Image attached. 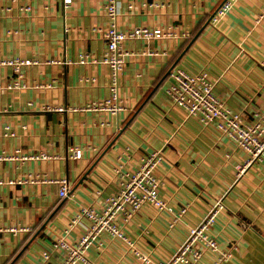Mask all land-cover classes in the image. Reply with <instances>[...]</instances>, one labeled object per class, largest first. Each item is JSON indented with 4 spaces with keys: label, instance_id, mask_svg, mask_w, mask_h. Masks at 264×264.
<instances>
[{
    "label": "crops",
    "instance_id": "crops-1",
    "mask_svg": "<svg viewBox=\"0 0 264 264\" xmlns=\"http://www.w3.org/2000/svg\"><path fill=\"white\" fill-rule=\"evenodd\" d=\"M106 1L0 0V61L35 62L20 79L0 66V264H62L66 251L54 244H77L91 226L81 212H101L152 152L163 156L155 174L172 210L145 205L130 221L119 216L125 239L102 232L77 264L167 262L219 200L211 234L231 255L221 264H264V163L236 176L248 155L168 96L176 67L204 71L246 123L264 113V0H233L218 24L211 18L227 0H119L121 31L172 36L124 43L118 100L104 61L114 22ZM108 100L123 110L85 109ZM216 259L206 252L199 264Z\"/></svg>",
    "mask_w": 264,
    "mask_h": 264
},
{
    "label": "built area",
    "instance_id": "built-area-1",
    "mask_svg": "<svg viewBox=\"0 0 264 264\" xmlns=\"http://www.w3.org/2000/svg\"><path fill=\"white\" fill-rule=\"evenodd\" d=\"M232 1L227 0L216 11L211 18L213 24H218L224 18L232 7ZM71 3L72 0H64L66 8ZM105 8L108 16L114 22L104 34L108 47L104 61L110 67L114 99L118 100V81L127 57L124 43L128 40L162 39L172 36V33L148 28H135L130 32H123L116 23L119 16V0H107ZM32 64L35 62L0 61V66L12 67L19 79L22 78L21 68ZM172 77L174 81L168 89V96L173 104L184 110L188 118L196 119L202 126L215 127L218 132L230 138L240 150L248 155V159L237 166L236 176H243L255 163H264V113L255 114L254 121L246 123L242 116L226 108L214 94V82L207 72L192 73L184 68L176 67ZM12 86L19 87V83L14 82ZM85 109L116 114L123 110V107L108 100L103 103L91 104ZM81 156L82 151L78 149L71 154L73 160L80 159ZM162 161L161 152H152L141 158L135 171L126 174L120 181L117 195L109 200L101 212L91 209L81 212L80 216H85L91 221L87 233L75 245H70L65 239H60L53 246L66 251L67 255L62 264L86 262L84 252L102 232H108L113 236L125 239L118 226L119 216H122L125 221H130L145 205H150L159 211L172 210L160 196V181L155 174ZM57 183L60 185V197L67 198L70 193L68 182L62 180ZM222 207V202L217 201L204 220L190 231L188 238L176 249L170 259L167 262H155L154 264H199L206 252L217 254L215 264H221L230 259V251L222 250L218 241L211 234ZM43 255L45 259L49 258L48 252H44ZM140 257L144 263H150L149 259Z\"/></svg>",
    "mask_w": 264,
    "mask_h": 264
}]
</instances>
